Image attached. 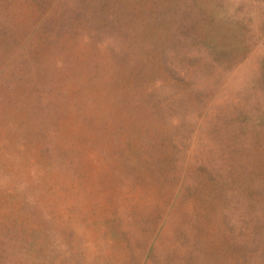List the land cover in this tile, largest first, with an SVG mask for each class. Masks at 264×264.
I'll return each instance as SVG.
<instances>
[{"label":"rangeland","instance_id":"374dc122","mask_svg":"<svg viewBox=\"0 0 264 264\" xmlns=\"http://www.w3.org/2000/svg\"><path fill=\"white\" fill-rule=\"evenodd\" d=\"M0 264H264V0H0Z\"/></svg>","mask_w":264,"mask_h":264}]
</instances>
